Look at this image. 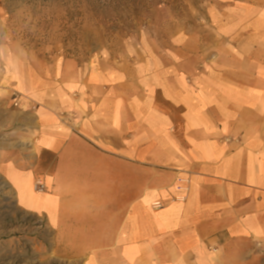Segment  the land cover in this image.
I'll list each match as a JSON object with an SVG mask.
<instances>
[{
  "label": "crops",
  "instance_id": "0c3cea01",
  "mask_svg": "<svg viewBox=\"0 0 264 264\" xmlns=\"http://www.w3.org/2000/svg\"><path fill=\"white\" fill-rule=\"evenodd\" d=\"M212 25L202 67L179 42L41 69L3 53L0 260L264 264V0Z\"/></svg>",
  "mask_w": 264,
  "mask_h": 264
},
{
  "label": "rangeland",
  "instance_id": "374dc122",
  "mask_svg": "<svg viewBox=\"0 0 264 264\" xmlns=\"http://www.w3.org/2000/svg\"><path fill=\"white\" fill-rule=\"evenodd\" d=\"M239 1L0 0V90L4 52L41 69L64 59L82 65L94 64L100 57L123 62L143 50L169 54L179 42L176 52L191 49L198 66H206L216 59L214 48L219 46L212 39L218 33L212 21ZM13 98L17 107L16 92ZM40 237L44 234L41 241ZM9 248L2 253L13 257L0 264H46L45 250L25 249L22 254ZM51 253L53 264L77 263L60 244Z\"/></svg>",
  "mask_w": 264,
  "mask_h": 264
},
{
  "label": "built area",
  "instance_id": "2783aa9c",
  "mask_svg": "<svg viewBox=\"0 0 264 264\" xmlns=\"http://www.w3.org/2000/svg\"><path fill=\"white\" fill-rule=\"evenodd\" d=\"M38 187H39V189H44V185L43 184H38ZM154 206L155 207H161L162 204L161 203H156Z\"/></svg>",
  "mask_w": 264,
  "mask_h": 264
}]
</instances>
